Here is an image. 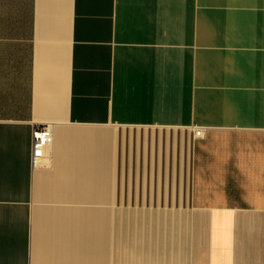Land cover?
I'll use <instances>...</instances> for the list:
<instances>
[{
  "label": "crops",
  "instance_id": "obj_1",
  "mask_svg": "<svg viewBox=\"0 0 264 264\" xmlns=\"http://www.w3.org/2000/svg\"><path fill=\"white\" fill-rule=\"evenodd\" d=\"M0 264H264V0H0Z\"/></svg>",
  "mask_w": 264,
  "mask_h": 264
},
{
  "label": "built area",
  "instance_id": "obj_2",
  "mask_svg": "<svg viewBox=\"0 0 264 264\" xmlns=\"http://www.w3.org/2000/svg\"><path fill=\"white\" fill-rule=\"evenodd\" d=\"M196 136L201 137L203 132L197 130ZM53 133L48 125L36 126L32 130V150H31V165L33 167L39 166L45 157L48 146L52 143Z\"/></svg>",
  "mask_w": 264,
  "mask_h": 264
}]
</instances>
